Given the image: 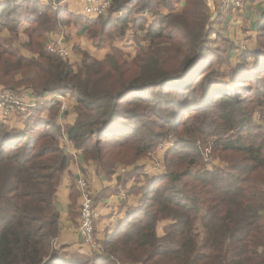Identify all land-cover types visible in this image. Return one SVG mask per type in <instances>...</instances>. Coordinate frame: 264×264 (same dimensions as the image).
<instances>
[{"label": "trees", "instance_id": "16d2710c", "mask_svg": "<svg viewBox=\"0 0 264 264\" xmlns=\"http://www.w3.org/2000/svg\"><path fill=\"white\" fill-rule=\"evenodd\" d=\"M112 1L98 19L0 2V32L10 35L0 43V86L54 98L14 116H27L23 129L0 120V264H264V18L258 47L236 52L219 0L209 30L204 0H185L179 12L180 0ZM72 24L96 48L139 32L136 56L112 47L102 61L82 52L73 63L47 52ZM67 95L73 126L57 122ZM61 139L107 179L171 145L165 173L138 190V207L92 256L54 247L63 229L57 192L74 160ZM206 148L224 166L209 169ZM162 222L170 224L160 237Z\"/></svg>", "mask_w": 264, "mask_h": 264}, {"label": "crops", "instance_id": "0c3cea01", "mask_svg": "<svg viewBox=\"0 0 264 264\" xmlns=\"http://www.w3.org/2000/svg\"><path fill=\"white\" fill-rule=\"evenodd\" d=\"M38 2L43 6H48L52 4L57 10H60L62 16L77 15L85 17V7L88 3L96 0H63L60 4H56V0H32ZM112 3L113 1L110 0ZM205 1V11L208 15L207 30L213 26L209 23V18L212 14V10L218 13V0H212L213 7L209 10L208 0ZM3 2V1H1ZM185 0H180V3L176 4L175 11L179 12L183 9ZM217 3V4H216ZM220 9H224V0H219ZM248 4L245 7L238 9H231L223 13L227 16L228 24L225 28L226 37L231 41L236 42L237 40L244 39V37L252 39L254 41V46L257 44V33L259 28V21L264 18V0H256L253 5ZM210 12V14H209ZM170 11L168 9H163L162 14L167 15ZM148 21V25L153 22L154 16L150 14H144ZM108 16L105 15V17ZM116 16V14H115ZM88 17V16H86ZM104 17V16H103ZM90 19H98L88 17ZM218 18V17H217ZM247 19V20H246ZM217 20V19H216ZM244 26L247 28L246 33ZM243 29L244 37H238L234 39V34L239 31V28ZM8 32V31H7ZM4 32L0 34V41L9 39V33ZM61 33L66 34L67 39L63 41L64 44L69 45L79 52H84L95 58L96 60H103L105 56L110 52L111 46L105 45L104 48H96L91 39L85 37L86 30L80 29V27L72 24L70 26L64 27L59 33L53 34L49 40L58 39L55 38ZM140 33H135L133 30H129L127 34L114 42L113 47H119L126 56L135 57L137 53L136 46V36ZM241 40V42H243ZM71 44H75L72 46ZM249 48V47H248ZM252 49V48H250ZM70 51L73 54L72 49ZM27 54V53H26ZM24 54V55H26ZM81 55H74L71 59L73 63H78L81 60ZM0 86V92L3 90ZM22 91V90H21ZM22 94L26 96H31L29 91H22ZM44 98V97H43ZM39 99V98H38ZM46 102H51L54 98H44ZM59 111L57 116V122L62 126H73L76 121L75 113V100L72 96L59 97ZM65 106V107H64ZM64 107V112L61 108ZM49 112L44 114L45 118H48ZM25 118H15L12 117L6 120L5 123L11 128L23 129L25 125ZM0 120L3 121L0 115ZM60 145L68 150V152L74 156L73 162L70 164L68 170L65 172L63 181L58 188L57 198L61 208V222H62V232L59 237L55 240L54 245L56 248L61 249L64 253H80L86 256H92L94 250L93 247L83 244L79 234V212L81 207V196L79 189L77 187V181L80 178L85 179L94 197V206L97 214L96 227H95V243L99 246L101 245L108 236L112 235L119 227V224L125 220L129 212L136 209L139 205L142 195L138 192L143 188L147 181L151 178H156L158 174H155L153 166L151 164L150 158L146 157L138 161L135 167L122 168L125 172L121 170L116 172L112 178L107 179L105 177H100L96 174L95 167L92 163L85 164L82 163L80 151H77L74 146L66 141L65 139L60 140ZM149 162V163H148ZM139 169V175L131 174L134 170ZM75 190V191H74ZM71 211L75 213V217L71 215ZM170 224V222H162L157 227L158 236L162 237L164 235V229Z\"/></svg>", "mask_w": 264, "mask_h": 264}, {"label": "built area", "instance_id": "2783aa9c", "mask_svg": "<svg viewBox=\"0 0 264 264\" xmlns=\"http://www.w3.org/2000/svg\"><path fill=\"white\" fill-rule=\"evenodd\" d=\"M1 1H13V0H0ZM256 0H224V12H227L231 9H238L245 7L246 5L255 2ZM112 2L110 0H96L88 3L85 7L84 13L88 17L98 18L107 15ZM214 14V12H213ZM211 14L209 18V23L213 24L217 17L218 13L215 12V18ZM52 40V39H51ZM63 41L61 39H53L47 46V52L56 54L61 58H71L72 52L70 49L64 46H61L60 43ZM67 59V60H68ZM39 102L38 98L32 96H22L18 97L11 92L3 91L0 93V115L2 119H8L11 117H21L28 113L29 109L37 106ZM64 107L61 110L64 112ZM171 146L170 144L167 145ZM211 156V151L205 149L204 159L205 162L209 165L212 163V160L209 161ZM211 158V157H210ZM121 172H125V169H121ZM77 187L81 195V207L79 212V226L78 234L85 245H90L92 247H97L94 242V233H95V221L97 219V214L94 206V197L90 189L88 182L80 178L77 181ZM94 243V244H93ZM56 248V246H54Z\"/></svg>", "mask_w": 264, "mask_h": 264}, {"label": "rangeland", "instance_id": "374dc122", "mask_svg": "<svg viewBox=\"0 0 264 264\" xmlns=\"http://www.w3.org/2000/svg\"><path fill=\"white\" fill-rule=\"evenodd\" d=\"M208 2V6H209V10H211L212 8L211 7H213V2H212V0H208L207 1ZM213 12H214V14H213ZM209 14H210V12H209ZM212 14H213V18H215V11L214 10H212ZM212 27V26H211ZM4 32H7V31H3V32H0V34H2V33H4ZM236 32V34H234L233 36H234V39H237L238 37H244V34H243V29H242V27L241 28H239V31L237 32V30L235 31ZM7 33H9V32H7ZM58 37H60V38H58ZM55 38H58V39H61L62 41H64V40H66L67 39V36H66V34H63V33H61V35H58V36H56ZM24 39V38H23ZM8 39H6L5 41L4 40H2V41H0V43H3L4 44V42H6ZM241 40H242V38L241 39H239V40H237L236 42H234V41H232L233 42V44H234V46H235V49H236V52H239L240 50H241V48L242 47H249V48H252V49H256L257 47H258V45H256V46H254V41L252 40V39H249V38H246V37H244V39L242 40L243 42H241ZM51 41H53V39L52 40H49L48 42H47V44H46V46L51 42ZM117 42V41H116ZM60 45L61 46H64V47H66L67 48V45L66 44H64L63 42L62 43H60ZM72 46H74L73 44H71ZM105 45H109V46H111V47H113V45H114V42L113 43H111L109 40H107V43L105 44ZM68 46L70 47V49H72V50H74L73 51V54L71 55V58H69L70 60L71 59H73L74 58V55H81V56H83L84 55V53H82V52H79V51H77V49H75V48H73V47H71L70 45H69V42H68ZM119 48V47H118ZM120 49V48H119ZM50 53V52H49ZM22 54H26V52H22ZM50 54H52V55H56V54H53V53H50ZM124 54L125 55H128V54H126L125 52H124ZM106 57V56H105ZM134 57H131L130 58V60H132ZM63 59V58H62ZM68 58H64V60H66L67 62H69V60H67ZM104 60V59H103ZM100 61H102V60H100ZM225 69H227V66H225ZM2 87V86H1ZM3 88V87H2ZM1 92H3V90L1 91ZM0 92V93H1ZM48 98H50V96H47ZM52 98V97H51ZM42 101H44V99L43 98H40L39 99V102H42ZM65 107V106H64ZM260 118V116H258V119ZM218 123L220 124V125H222V121L218 118ZM171 135V137H173V133H171L170 134ZM174 139V138H173ZM168 144H165V143H161L159 146H158V148H157V150L154 152V153H152L150 156H148V158H150V160H151V164H152V166H153V170H154V172H155V174H158V175H160V174H162V173H165V166H164V162H165V153H166V151L168 150V146H167ZM207 149V148H206ZM210 151H211V149L210 148H208ZM212 152V151H211ZM211 157V158H210ZM209 157V161H211L212 160V163H210L209 165L205 162V159H204V163L207 165V167L209 168V169H213V168H215V167H217V166H224V163H222V162H220V160L219 159H216V158H214V156L212 155V153H211V156ZM149 163V162H148ZM157 178V177H156ZM155 179V178H154ZM81 240H82V238H81ZM83 242V241H82ZM94 242H95V238H94ZM84 244V243H83ZM94 244V243H93ZM88 246H90V245H88ZM96 246H97V244H96ZM92 247V246H91ZM98 247V246H97Z\"/></svg>", "mask_w": 264, "mask_h": 264}]
</instances>
